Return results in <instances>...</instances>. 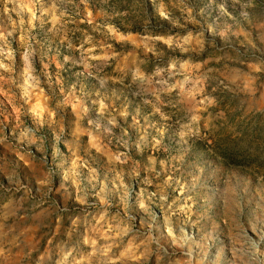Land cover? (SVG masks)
<instances>
[{
	"label": "clouds",
	"instance_id": "9594fccd",
	"mask_svg": "<svg viewBox=\"0 0 264 264\" xmlns=\"http://www.w3.org/2000/svg\"><path fill=\"white\" fill-rule=\"evenodd\" d=\"M4 105L0 264H264V0H0Z\"/></svg>",
	"mask_w": 264,
	"mask_h": 264
},
{
	"label": "rangeland",
	"instance_id": "374dc122",
	"mask_svg": "<svg viewBox=\"0 0 264 264\" xmlns=\"http://www.w3.org/2000/svg\"><path fill=\"white\" fill-rule=\"evenodd\" d=\"M40 36H41V39H44V33L43 32L40 34ZM19 67H20V65L18 62V64H17V70L18 71H19ZM67 79H68L69 83L72 82L73 77H72L71 73L68 74ZM93 86L98 87V85H93L92 83L89 84L90 88ZM5 109H6V105L0 106V111H4ZM92 118L96 119L95 113H92ZM67 119L69 121H71V119H72L71 115H69L67 117ZM132 138H133V140L136 139L135 133H133ZM48 140H49V143H51V136L50 135L48 137ZM81 150H82V147L80 144H78L76 142L69 141V142H67V154H64L65 153V147L62 144L61 145L62 156H61L59 162H63L65 160L69 159L71 155H75V154L79 153ZM132 154H133V156H135V148L134 147L132 149ZM194 159L197 163L204 165L209 170L216 167V162H215L214 158H212V157L208 156L206 153H204V151L201 148H197V150L195 151ZM93 163L96 165L97 168L100 169L102 174H105V173L110 174L112 171L111 163L110 162L106 163L105 160L99 156L93 157Z\"/></svg>",
	"mask_w": 264,
	"mask_h": 264
}]
</instances>
